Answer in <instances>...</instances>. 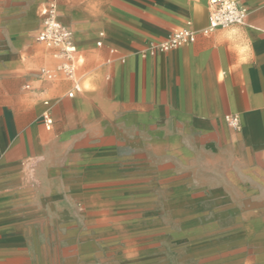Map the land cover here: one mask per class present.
Returning a JSON list of instances; mask_svg holds the SVG:
<instances>
[{
	"label": "crops",
	"instance_id": "1",
	"mask_svg": "<svg viewBox=\"0 0 264 264\" xmlns=\"http://www.w3.org/2000/svg\"><path fill=\"white\" fill-rule=\"evenodd\" d=\"M49 1L0 0V264H264V0L209 32V0H56L78 90L40 72L61 61L37 40ZM147 181L194 224L150 252L121 211Z\"/></svg>",
	"mask_w": 264,
	"mask_h": 264
},
{
	"label": "built area",
	"instance_id": "2",
	"mask_svg": "<svg viewBox=\"0 0 264 264\" xmlns=\"http://www.w3.org/2000/svg\"><path fill=\"white\" fill-rule=\"evenodd\" d=\"M210 23L206 32L220 27H230L244 22L247 11L239 0H209ZM197 32L190 28H180L172 32L165 40L152 44L144 53L155 54L158 51H167L196 41ZM37 40L54 50V56L61 61L55 68L43 67L40 72L43 76L53 79L62 74L66 78H76V53L73 30L59 19L56 0H50L42 9V27L37 34ZM100 45L101 42H98ZM79 89L75 80L74 90ZM74 90L69 93L73 97ZM48 126L53 124L49 113L44 114ZM227 123L237 129L240 120L237 115H227Z\"/></svg>",
	"mask_w": 264,
	"mask_h": 264
},
{
	"label": "rangeland",
	"instance_id": "3",
	"mask_svg": "<svg viewBox=\"0 0 264 264\" xmlns=\"http://www.w3.org/2000/svg\"><path fill=\"white\" fill-rule=\"evenodd\" d=\"M153 186L151 181L144 182L142 186V192H139L138 195L144 197V200L141 202H132L127 204L124 209H122V216L127 219H143L146 222V225L143 227L144 233L136 237V239L130 240L134 247H142L144 250L150 252L153 247L158 246L161 250L162 247L166 248L168 244V236L170 233L167 231L166 226H163L162 223L170 224V229L172 234L177 236L189 235L194 229V224L190 225L189 218L190 213L183 210H166L155 208L152 202L151 196V187ZM138 197V196H137ZM158 198L162 201H166L167 195L166 192H160ZM158 222L157 226H151L152 221ZM179 241V240H178ZM178 245V244H176ZM177 250V248L175 249ZM179 254L176 253L175 256ZM178 259V258H176Z\"/></svg>",
	"mask_w": 264,
	"mask_h": 264
}]
</instances>
